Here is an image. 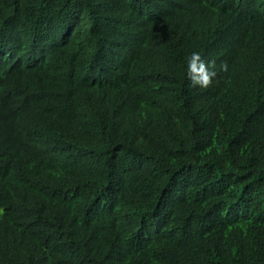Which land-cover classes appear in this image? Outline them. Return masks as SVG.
Returning <instances> with one entry per match:
<instances>
[{
    "label": "trees",
    "instance_id": "16d2710c",
    "mask_svg": "<svg viewBox=\"0 0 264 264\" xmlns=\"http://www.w3.org/2000/svg\"><path fill=\"white\" fill-rule=\"evenodd\" d=\"M0 264H264V0H0Z\"/></svg>",
    "mask_w": 264,
    "mask_h": 264
},
{
    "label": "clouds",
    "instance_id": "9594fccd",
    "mask_svg": "<svg viewBox=\"0 0 264 264\" xmlns=\"http://www.w3.org/2000/svg\"><path fill=\"white\" fill-rule=\"evenodd\" d=\"M186 65L185 75L194 88L197 86L207 88L217 76L215 60H206L199 51L189 54L186 58ZM219 70L226 71L227 64L222 63Z\"/></svg>",
    "mask_w": 264,
    "mask_h": 264
}]
</instances>
